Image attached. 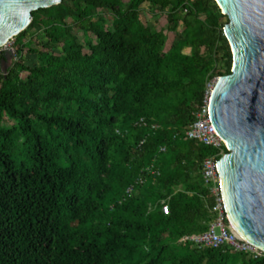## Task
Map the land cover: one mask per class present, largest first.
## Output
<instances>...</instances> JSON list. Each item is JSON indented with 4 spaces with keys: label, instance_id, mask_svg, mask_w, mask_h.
<instances>
[{
    "label": "trees",
    "instance_id": "trees-1",
    "mask_svg": "<svg viewBox=\"0 0 264 264\" xmlns=\"http://www.w3.org/2000/svg\"><path fill=\"white\" fill-rule=\"evenodd\" d=\"M226 23L215 0L32 11L0 71V264H264L181 240L213 219L201 165L218 150L185 130L207 79L231 72Z\"/></svg>",
    "mask_w": 264,
    "mask_h": 264
},
{
    "label": "water",
    "instance_id": "water-1",
    "mask_svg": "<svg viewBox=\"0 0 264 264\" xmlns=\"http://www.w3.org/2000/svg\"><path fill=\"white\" fill-rule=\"evenodd\" d=\"M61 1L0 0L2 61L11 63L13 50L2 47L30 24L32 11ZM215 1L228 17L223 31L233 56L210 101L211 121L228 146L217 171L229 223L264 251V0Z\"/></svg>",
    "mask_w": 264,
    "mask_h": 264
},
{
    "label": "built area",
    "instance_id": "built-area-1",
    "mask_svg": "<svg viewBox=\"0 0 264 264\" xmlns=\"http://www.w3.org/2000/svg\"><path fill=\"white\" fill-rule=\"evenodd\" d=\"M13 41L14 45L15 36L9 39L5 44ZM9 49H12L10 47ZM13 58H15V51L13 50ZM220 76L213 75L207 79L204 86L202 103L196 111L195 120L185 130V135L189 139L197 140L206 145L215 147L218 150L216 155L207 156L203 159L201 165V175L207 185L209 192L213 198V203L210 211L213 214V219L208 228L200 233L185 235L181 238L182 241H190L198 247H212L219 248L224 245L230 246L233 250L242 251L258 257L264 254V251L254 245L253 243L244 239L239 235L229 223L225 210L224 197L221 190L220 177L217 171V155L225 154L223 146L228 151V146L224 139L219 135L215 125L210 118V101L214 91L215 84ZM143 124V118L140 119ZM163 213H168V205L162 202Z\"/></svg>",
    "mask_w": 264,
    "mask_h": 264
},
{
    "label": "rangeland",
    "instance_id": "rangeland-1",
    "mask_svg": "<svg viewBox=\"0 0 264 264\" xmlns=\"http://www.w3.org/2000/svg\"><path fill=\"white\" fill-rule=\"evenodd\" d=\"M143 10L145 12L144 13V18L147 19V20L152 19V16H151V13L152 12H150V10L147 7H144ZM166 23L167 22H166L165 15L163 13L157 12L156 13L155 26L158 29H160V28L164 29L166 27ZM76 31L79 32V30H76ZM31 35H33V39L36 40V41H38V42H41V41H45L46 40L44 38V35H43L42 31L37 26H34V27H32V28H30L28 30L27 38L31 37ZM173 37H174L173 32H169L168 33V43L172 41ZM12 42H13L12 40L10 42H8L6 44V47L7 48H4L5 47L4 46V47H2V50H4L5 52H7V51H9V48L12 47L13 50L15 51L16 50V46H15V44L13 45ZM53 52L59 53L60 52V47L54 48L53 49ZM25 53H26V57H25L26 58L25 59L26 60V63H28V64L33 63L34 62V57H33L34 55H32L29 51H27ZM13 59H12V61H13ZM9 64H10V62L9 61H6V62H4L3 67L6 68L7 66H9Z\"/></svg>",
    "mask_w": 264,
    "mask_h": 264
},
{
    "label": "crops",
    "instance_id": "crops-1",
    "mask_svg": "<svg viewBox=\"0 0 264 264\" xmlns=\"http://www.w3.org/2000/svg\"><path fill=\"white\" fill-rule=\"evenodd\" d=\"M3 64H4V61L0 60V71L4 72Z\"/></svg>",
    "mask_w": 264,
    "mask_h": 264
}]
</instances>
